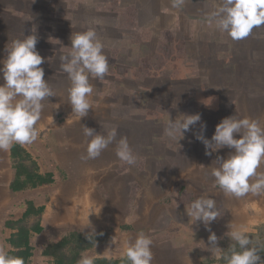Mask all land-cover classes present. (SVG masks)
Returning <instances> with one entry per match:
<instances>
[{
  "label": "rangeland",
  "instance_id": "obj_1",
  "mask_svg": "<svg viewBox=\"0 0 264 264\" xmlns=\"http://www.w3.org/2000/svg\"><path fill=\"white\" fill-rule=\"evenodd\" d=\"M129 1L133 0H0V62L6 59V49L12 41L35 34L36 49L45 61L41 65L44 78L55 93L44 102L35 141L46 149L47 164H56L57 154L73 183L80 182L79 190L82 192V184L87 185L82 194L92 198L90 190L98 192L93 210H99L97 203L106 204L108 196L117 195L127 203V209L119 212L131 215L119 231L126 240L135 236L131 220H137L134 215L138 211L140 216H146L138 224L151 225L152 232H157L151 236L154 247L161 240H172L174 251L180 252L179 246H186V240L196 244L203 240L210 252V232L202 222L193 223L186 212L194 199L210 196L220 212L210 228L218 239L223 237L224 246L217 242L221 249L227 251L232 243L225 235L230 230L228 225L239 226L244 217L247 225H253L247 234H253L254 243L264 245V197L225 196L214 186L211 171L219 167L217 156L227 158L233 150L225 147L206 155L205 145L196 138L202 134L211 140L216 125L233 115L257 119L264 125V26L254 28L251 35L239 41L217 30V34L205 32L208 44H203L196 36L200 30L203 32L206 16L200 17L202 21L195 15L202 22L197 19L184 28L190 35L188 53L175 43L177 34L172 30L156 35L158 51H154L139 43L148 33L144 30L138 35V28L130 25H137L138 21L132 19L130 9L123 10ZM147 1L141 0L142 5ZM220 2L186 0L190 8L199 5L204 10H209V4L217 7ZM89 28L95 29L105 44L109 73L102 81L90 78L94 85L92 109L80 119L68 103L70 81L60 68V56L69 51L72 34ZM180 61L188 64L182 76L158 73L161 65L170 72L179 67ZM180 77L182 80L174 79ZM3 83L0 73V85ZM193 114H199L201 120L190 126L183 137L170 140L164 134L169 118L182 119V115ZM83 126L103 135L117 128V140L127 137L137 155V164L122 163L116 156L115 143L96 159H82L90 139L84 136ZM259 171H264V166ZM166 214L171 217L169 226ZM102 229L104 233L97 236L104 246L106 240L101 236L111 234L112 227ZM195 230H201V234L196 235ZM193 250L198 251H189ZM260 257L258 264H264V254Z\"/></svg>",
  "mask_w": 264,
  "mask_h": 264
},
{
  "label": "clouds",
  "instance_id": "obj_2",
  "mask_svg": "<svg viewBox=\"0 0 264 264\" xmlns=\"http://www.w3.org/2000/svg\"><path fill=\"white\" fill-rule=\"evenodd\" d=\"M170 3L173 9H182L186 0H170ZM205 22L214 26L215 30L227 33L234 41L243 40L251 35L254 28L264 26V0H221L214 11L206 14ZM70 40L69 51L60 56V68L70 81L68 103L72 113L78 114L81 119L92 109L94 85L90 83V78L104 80L109 73V62L103 51L105 44L95 29L74 33ZM37 43L35 34L12 41L6 49V59L0 62L3 64L0 73L4 80L0 85V151H9L16 144L31 145L37 141V125L44 102L55 96L44 78L45 71L41 65L45 61L36 49ZM182 116V119H168L164 134L170 140L183 137L190 126L201 120L199 114ZM83 133L90 139L86 141V155L82 159H96L115 143L116 156L122 163L128 166L137 164V155L127 137L121 136L117 140V128L113 127L103 135L83 126ZM196 138L205 145L206 155L225 147L233 150L227 158L217 156L219 167L211 171L214 186L225 196L236 199L248 195L264 197V171H259L264 166V125L259 120L233 115L223 118L216 125L211 140L202 134ZM186 212L193 223L200 221L204 224L210 232L208 249L219 255L225 264H258L261 249L243 226L229 224L230 230L225 235L232 243L227 251L218 246V237L210 228L211 223L220 217L213 198L200 196L194 199ZM93 234H88L87 239L91 241ZM152 244V238L140 231L134 240L124 241L122 258L130 264H152ZM0 264H25V261L21 256L10 255L7 246L0 244ZM77 264H95V261L92 256L82 254Z\"/></svg>",
  "mask_w": 264,
  "mask_h": 264
},
{
  "label": "crops",
  "instance_id": "obj_3",
  "mask_svg": "<svg viewBox=\"0 0 264 264\" xmlns=\"http://www.w3.org/2000/svg\"><path fill=\"white\" fill-rule=\"evenodd\" d=\"M161 2V4H158V0H148L146 5H142L141 0H133L129 1L130 4L128 7L123 8V10L130 9L133 15L132 19L138 21L137 25L134 22L130 23L133 27L135 25V28H138V30H135L136 34L139 35L144 30L148 33L147 36L142 37L143 40L139 43L146 45L149 50L158 51V44L156 42L159 40V37H156V35L162 31L172 30L178 36H176L175 43L180 46L179 48L183 47V50L188 53L186 46L187 43H190V35L184 32V28L189 27L191 21L194 24L196 23L198 18L195 15H198L199 18L206 16L207 13L205 11L209 13L214 11L216 5L211 3L207 6L209 10H204L199 5L194 9L190 8L189 3H185L182 9H173L170 0H162ZM201 20L199 22L203 21ZM202 27L203 32L200 30L196 37L203 44H208L205 32L211 31L217 34V31L214 29V26H209L205 21ZM150 33L154 35V38ZM153 43L155 45L152 46ZM187 69L188 64L180 61L179 67L172 68L170 72L166 70L165 66L161 65L158 73L182 76L187 72ZM174 79L182 80V77ZM21 147L36 163V171L34 173L38 178L33 179L32 182H28V188L19 191H15L11 187L16 179V161L11 156V149L9 151H0V244L7 246L9 254L23 257L25 264H59L53 257L44 254L49 245L73 232L83 236L90 233L100 236L105 231L102 228L108 226L112 227L111 234L101 236L105 237V245L102 246L103 240L99 239L100 241L96 247L84 252L83 255H90L94 259L122 258L121 251L124 249V241L126 239L125 236L119 235V231H121V227L125 223H128L127 220L130 219L131 215L130 217L120 215L119 212L122 208L123 210L127 209V203H124L117 195L108 196L106 204L97 203L99 210L91 209L93 208V203L96 201L98 192L90 190L93 194H90L92 198L82 194V192L86 191L87 185L82 184V192L79 190L78 185L80 182L73 183L74 179L69 177L64 163L60 162L61 159L57 158V154L54 155L56 164L52 166L50 161L47 164L48 159L46 158H48V154L45 148H40V144L38 145L34 142L31 145H23ZM24 163L28 164L27 162ZM43 179H50L52 182L38 186L39 181ZM21 180L24 179L21 178ZM183 213L186 214V212ZM140 215V212L136 211L134 216L137 218H134V216L133 218L137 220L135 222L131 220L133 229L136 230L132 234L135 235L132 240L136 238L140 231H143L150 237L152 234H157V232H152L151 225L148 227L138 224L139 220L146 219V216ZM166 218L167 221L170 220V214H166ZM167 221H165L166 226H169L171 221ZM247 224L246 217L240 219L238 223L239 226H248L247 230L253 227V225L249 226ZM20 227L28 231L26 250L24 239L19 237ZM190 231L191 233L193 232L192 229ZM200 231L195 230L194 233L200 235ZM110 242L109 246L108 243ZM190 242L186 240V246L183 247V244L179 246L180 252L174 251L176 246L172 240L157 242L158 244L155 247L151 246L153 253L152 264H220L221 257L211 251L208 252L203 240L199 244ZM192 249L198 251L193 250L190 252L189 250Z\"/></svg>",
  "mask_w": 264,
  "mask_h": 264
},
{
  "label": "trees",
  "instance_id": "obj_4",
  "mask_svg": "<svg viewBox=\"0 0 264 264\" xmlns=\"http://www.w3.org/2000/svg\"><path fill=\"white\" fill-rule=\"evenodd\" d=\"M11 156L16 161L15 164V174L16 179L11 185L13 190L19 191L21 189L28 188V182H32L33 179L38 178L35 175L36 171V163L30 158V156L23 150V148L16 144L11 148ZM27 162L28 164H25ZM23 178L24 180H21ZM50 179H43L39 181L38 186H43L51 183ZM37 186V184H36ZM20 238L24 239V243L26 245L25 250L27 249V234L28 231L20 227ZM253 237V234L250 235ZM88 235H81L78 233H70L63 236L59 241L49 245L45 250L44 254L53 257L55 260L59 262V264H77L80 260L81 255L89 250H92L96 247L99 242V238L97 235H93V239L90 241L87 239ZM218 242L221 243L220 246H224L223 237L222 239H218ZM257 246L261 249L258 252V255L264 254V245L258 243ZM228 249V247H227ZM26 253V252H25ZM95 264H130L126 260V258L119 259H106V258H95ZM220 264H225L224 260L220 258Z\"/></svg>",
  "mask_w": 264,
  "mask_h": 264
}]
</instances>
